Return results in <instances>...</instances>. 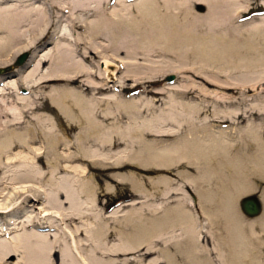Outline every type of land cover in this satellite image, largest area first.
<instances>
[{"label": "bare ground", "instance_id": "6f19581e", "mask_svg": "<svg viewBox=\"0 0 264 264\" xmlns=\"http://www.w3.org/2000/svg\"><path fill=\"white\" fill-rule=\"evenodd\" d=\"M110 1L0 0V66L30 53L0 73V264H264V213L243 226L231 206L241 169L264 176V121L238 124L226 90L230 71L264 82V16L238 28L260 0ZM165 52L203 66L150 59ZM183 69L203 83H159ZM92 171L132 199L109 206Z\"/></svg>", "mask_w": 264, "mask_h": 264}, {"label": "rangeland", "instance_id": "374dc122", "mask_svg": "<svg viewBox=\"0 0 264 264\" xmlns=\"http://www.w3.org/2000/svg\"><path fill=\"white\" fill-rule=\"evenodd\" d=\"M128 1H131V0H128ZM259 2H260L259 5L261 3L263 4L262 0H260ZM33 3L34 2H32V4ZM110 3H113L112 0L110 1ZM239 4L243 8H246L248 6V3L246 0H241L239 2ZM1 5H3V3H1L0 6ZM259 5H257L258 8H256L255 10H252L250 12L252 14H249L248 17H246L243 20L238 22V25H239L238 28L243 33H246V29H248V27L250 25H252V24L258 25L262 21L261 17L264 16V11L262 9H264V7L261 5L259 6ZM36 6H38V5L36 4ZM262 22L264 23V21H262ZM62 27L65 28V25L64 26L62 25ZM243 36H245V35H243ZM24 52H26V57L24 58L21 65L24 64V62L28 59L29 54H30L27 49H25ZM16 56L17 55L13 56V58L10 60V62L6 63L7 65H12V67L7 69L6 71H4L5 73L1 74V75L5 76V77H11V78L13 77V76H11V75H13V72H11V71L13 70V68L17 67L16 65L13 64V61L16 58ZM150 59L154 60L155 62H159V64H161V65L179 66L182 64L183 65L186 64V65H184L186 67H190L191 65L192 66H203L202 64L198 63L197 61L195 62V60L190 56L184 58L185 60H181L177 54L171 53V52H165L162 55L153 56ZM6 64H4L5 66L2 65L0 67H6L7 66ZM28 64H29V62H28ZM18 66H20V65H18ZM28 66L29 67H27V70L32 67V65H28ZM243 70L244 69H240L237 72L236 71H230L226 77L228 79V81L232 83L231 84L232 87L226 88V90H229L230 93L232 94V96L234 97V102L232 105L238 108L237 112L239 113V115H237L236 121H239L242 119L241 121L238 122V124H242L243 119H244V115H247V117H249V115H250L249 118L252 120L259 121L260 119H262L264 121V113L261 114L260 112L254 111L253 109H245L252 102H260V104H264V82L262 84H254L253 86H251L250 82L242 81L241 78L243 77V74L245 75V73H242ZM258 71H260V72H258ZM259 73L264 75V68H262V70H257V72H255L254 75L257 76ZM169 74L173 75L172 79L167 78V75H169ZM182 77L188 78V79H193V80L199 82L200 84L203 83V78L201 76H199L195 73H192L190 70H187V69L186 70L183 69L179 74L173 73V72H168L166 74H163L162 76L159 77L158 81H159V83L163 84V83H167L169 81L174 82V80H176V81L180 80V79H182ZM242 84H244V85L241 87ZM208 88L221 90L219 87H216L213 84H210L208 86ZM21 92H22V89H21ZM25 92L26 91L24 89V93ZM203 97L198 96L199 100H197V101H201L203 99ZM212 120H213L212 121L213 123H218V119H212ZM228 122H229V120L223 121L224 124L225 123L228 124ZM236 147H239V146H236ZM244 147H246V146L244 145ZM235 150H234V152H235ZM249 151H251L250 148L247 150H244V152L241 151L239 153L237 151L236 153L244 154V153H249ZM227 166L230 167L229 164H227ZM241 170H244V171L239 176L242 178V180L247 182L250 186H249V189H247V191L245 190V191H242V193L241 192L238 193L240 196L238 194L236 195L237 197L234 196L235 197L234 202H231V206H232V214L234 216H236L237 219H240L241 220L240 222L243 224V226H245V224L251 220L260 219V216L263 215V213H264V203H263V200L261 198L262 192L264 191V176H263V173L258 171V169L257 170H255V169L246 170V167H244ZM7 172H9V171H7ZM91 173H93V175H94V184L97 187L98 192L103 191L102 189H103L105 183H108L111 185V187L108 189V203L110 204L109 206H111L113 203L127 202L130 198L132 199L131 185L129 184L128 180H124V181H121V180L116 181L113 179L108 180V179L104 178L101 174H99L95 171H92ZM7 174H10V172ZM138 177H140V175H138ZM175 184H177L178 186H182L183 190H185V192H186V195H188L190 201L189 200L186 201V199H185V201H186L187 207L192 211V213H194L196 216H198V214H201L200 196L197 193V191L194 188H192L191 186L184 184L182 180H176ZM184 185L186 187H184ZM213 186H215V185H213ZM203 187H202V189H203ZM150 190L152 191V189H150ZM200 190H201V186H200ZM246 194H254L257 197H259L260 202H261V208H262L261 213L259 215H256L254 217H247L241 211L239 204H238L239 199L241 198V196L246 195ZM223 195L224 194H222V191H219L217 193V195H215L216 200H213V201H215L216 203H220L219 201L220 200L222 201ZM103 199L104 198L101 197L100 201H103ZM155 200L156 199H151L148 203L155 202ZM19 213H21V212H19ZM201 216L202 215H200V219H202V221H201V223H202L203 217H201ZM214 224H215L213 226L214 229H216V230L218 229V232H220L221 234H224V236H226L225 234H227V230H226L227 228H225L226 225L224 224L223 217H219L218 223L217 224L214 223ZM9 261L10 262L12 261V257L9 258Z\"/></svg>", "mask_w": 264, "mask_h": 264}, {"label": "water", "instance_id": "95a60500", "mask_svg": "<svg viewBox=\"0 0 264 264\" xmlns=\"http://www.w3.org/2000/svg\"><path fill=\"white\" fill-rule=\"evenodd\" d=\"M26 57V52H21L19 55L16 56V58L13 61V64L18 66L21 65L24 58ZM12 65H7L6 67H0V73L4 74L7 69L11 68ZM172 74L167 75L168 79H172ZM24 92V90H22ZM239 207L241 211L249 217L256 216L260 213L261 207L259 198L254 194H246L241 196L239 199Z\"/></svg>", "mask_w": 264, "mask_h": 264}]
</instances>
